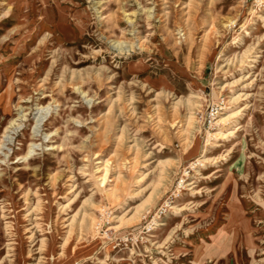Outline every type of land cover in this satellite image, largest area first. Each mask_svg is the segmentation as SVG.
I'll return each mask as SVG.
<instances>
[{"label": "rangeland", "instance_id": "374dc122", "mask_svg": "<svg viewBox=\"0 0 264 264\" xmlns=\"http://www.w3.org/2000/svg\"><path fill=\"white\" fill-rule=\"evenodd\" d=\"M0 264H264V0H0Z\"/></svg>", "mask_w": 264, "mask_h": 264}, {"label": "bare ground", "instance_id": "6f19581e", "mask_svg": "<svg viewBox=\"0 0 264 264\" xmlns=\"http://www.w3.org/2000/svg\"><path fill=\"white\" fill-rule=\"evenodd\" d=\"M246 76H247V75H246ZM240 80H241V79H240ZM230 82H231V81H230ZM235 82H237V80H235ZM239 111H240V110H239ZM223 112H224V111H223ZM226 116H227V114H226ZM222 117H223V116H222ZM222 117H221V118H222ZM221 118H220V119H221ZM223 123H224V122H223ZM217 133H218V132H217ZM219 133H220V132H219ZM217 143H218V142H217ZM116 184H117V183H116ZM191 185H194V184H191ZM186 187H187V186H186ZM116 216H118V215H116ZM116 216H115V217H116ZM159 223H160V222H159ZM116 227H117V226H116Z\"/></svg>", "mask_w": 264, "mask_h": 264}]
</instances>
